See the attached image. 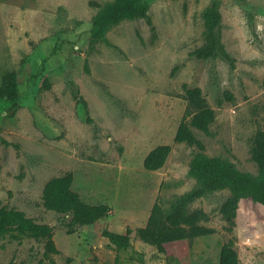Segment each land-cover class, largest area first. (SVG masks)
<instances>
[{"label": "rangeland", "instance_id": "374dc122", "mask_svg": "<svg viewBox=\"0 0 264 264\" xmlns=\"http://www.w3.org/2000/svg\"><path fill=\"white\" fill-rule=\"evenodd\" d=\"M113 1L0 0V87L12 71L18 89L16 98H0V207L51 226L59 251L46 257L43 241L9 233L0 237V264H219L228 242L239 264H264V206L241 200L228 232L220 213L227 190L186 205L203 210L201 224L215 229L191 246L166 255L136 235L156 200L169 211L199 187L189 174L199 149L174 141L184 86L199 87L215 113L209 134L192 129L204 154L257 173L251 149L264 131V0H146L151 24L125 19L94 40V18ZM213 2L229 58L197 55L208 47L204 14ZM163 144L171 146L164 166L145 170L144 158ZM68 171L81 199L108 204L111 214L69 228V216L47 210L46 182ZM127 229V249L102 235Z\"/></svg>", "mask_w": 264, "mask_h": 264}, {"label": "trees", "instance_id": "16d2710c", "mask_svg": "<svg viewBox=\"0 0 264 264\" xmlns=\"http://www.w3.org/2000/svg\"><path fill=\"white\" fill-rule=\"evenodd\" d=\"M137 18L145 19L151 24L146 0H114L104 6L94 18L91 36L94 40L102 39L110 26L125 19ZM221 19L218 4L213 2L204 14L209 37L208 47L198 51L199 57L209 58L220 54L224 58H229L220 43ZM184 90L187 106L174 141L196 146L199 149L200 152L194 155L189 165V174L196 179L199 187L183 196L169 211L163 208L159 200H156L151 207L146 224L136 229V235L143 242L156 247L159 252L166 255L171 254L173 249L180 245L191 246L197 237L215 233V229L201 224L207 219L203 210L186 212V205L197 198L215 191L229 192V196L220 207L221 215L229 223L226 228L228 232H232L236 226L235 218L241 200H251L264 206V131H257L251 149V159L257 167L256 174L241 172L224 158L205 155V146L192 129L209 134L210 125L215 120V113L199 87L184 86ZM17 95V75L12 71L6 72L2 77L0 98L13 99ZM229 99L232 100L230 94ZM170 151L171 146L168 144L153 148L143 160L144 169L148 171L161 169ZM73 179V173L68 171L46 182L42 192V202L47 210L69 216L70 221L67 224L69 228L75 225H91L111 214L113 210L108 204H89L83 201L79 193L72 189ZM69 232L73 233V229ZM9 233L30 236L43 241L46 257L59 253L51 226L36 222L27 217L23 211L0 207V237ZM131 233L130 229L123 234L103 230L102 235L116 248L127 249L130 246ZM219 264H239L238 253L233 247V242L222 245Z\"/></svg>", "mask_w": 264, "mask_h": 264}]
</instances>
